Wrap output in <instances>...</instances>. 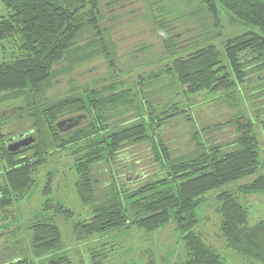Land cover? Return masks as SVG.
Wrapping results in <instances>:
<instances>
[{
  "label": "trees",
  "instance_id": "1",
  "mask_svg": "<svg viewBox=\"0 0 264 264\" xmlns=\"http://www.w3.org/2000/svg\"><path fill=\"white\" fill-rule=\"evenodd\" d=\"M188 1L214 18L216 24L224 12L242 25L244 31L225 40L222 38L220 45L210 40L198 43L192 41L191 36L190 43L178 53L176 40L169 36V31L179 25H167L165 21L155 23L153 30L163 47L172 48V51L167 64L154 79L171 78L178 94L187 101L203 95L207 101L230 100L236 106L235 95L243 89L249 88L252 94L256 90L260 92L264 88V0ZM0 2L8 11L7 16L0 17V48L12 44L18 53V58L13 61L0 60V94L4 95L0 103L21 101L32 120L28 132L34 137L33 144L20 154L10 153L0 133V164L4 163L0 173L4 178V184L0 186V213L12 203L21 202L35 185L39 168L55 152L66 149L71 151L72 169L78 178L76 193L84 204L93 202L96 183L93 172L100 165L118 164L123 159L121 169L129 166L130 159L122 152L128 145L149 141L164 172L163 178L144 182L130 191H121L114 184L105 202L93 204L90 218L76 220L62 201L55 200L49 178L41 191L44 204L40 219L28 226L35 257H40L39 264H73L62 244L54 216L73 220L72 232L76 240L114 239L134 227L153 233L172 221L184 253L179 264H224L223 258L206 245L197 232L201 225L198 219L200 207L208 192L238 182L242 184L241 181L249 178L253 179L238 184L234 192L224 191L215 196L219 204L216 210L220 217L219 230L224 247L247 261L264 264V219L250 225L248 208L240 202L248 195L264 194L263 122L259 135L256 122L240 116L233 123V141L225 145L233 146L231 151L224 152V146L214 143L205 147L200 141L199 150L192 158L172 160L158 139L157 131L177 116L183 115L186 122L192 121L177 104L153 108L149 102L145 105L142 102L140 113H147L148 121L137 120L128 126H115L116 123L111 121L114 114L106 113L120 110L116 115L125 114L135 98L143 93V78L125 89L121 86L119 90L116 85H123L124 81L115 83L113 80L110 85L95 89L92 83L76 85L71 79L74 70L100 54L107 60V70L115 71L114 52L107 47L112 43L110 39L104 41L99 26V0ZM87 28L94 32V39L78 47L76 41ZM185 29L182 35H185ZM195 43L198 44L193 45ZM62 62L68 63L67 68L54 69ZM255 72H258L257 76L252 75ZM62 73L68 76H61ZM60 78H67L70 88L54 97V92L60 88L55 82ZM104 80L100 79L98 83ZM256 83L259 85H254ZM93 84L96 86L97 82ZM261 116H264V103L255 109V119ZM78 118L83 119L84 124L64 133V122ZM130 171L124 173V186L129 184V178L138 176L137 169ZM141 176V180L146 178ZM97 257L101 260L93 264H103L101 261L108 258L106 254ZM106 261L105 264H110ZM32 263L23 258L7 264Z\"/></svg>",
  "mask_w": 264,
  "mask_h": 264
},
{
  "label": "rangeland",
  "instance_id": "2",
  "mask_svg": "<svg viewBox=\"0 0 264 264\" xmlns=\"http://www.w3.org/2000/svg\"><path fill=\"white\" fill-rule=\"evenodd\" d=\"M99 10V26L105 37L104 41L110 39L112 43V46L107 45V47H111V51L114 52L115 71L107 70V60L104 55L100 54L87 61L83 67L74 70L71 79H74L76 85L92 83L91 86L95 89L106 87L113 80L115 83L124 81L123 85H116L119 90L121 86L125 89L127 85H133L140 77L143 78V93L135 98L133 106L128 108L125 114L116 115L120 110L106 113V115L114 114L115 117H112L111 121L116 124L113 125L128 126L137 120L148 121L147 113L144 115L140 113L142 102L144 105L149 102L153 108L172 103L177 104L181 111H185L184 114L190 115L192 121L186 122L183 115L177 116L157 131L158 139L165 145L172 160L192 158L199 150L198 142L200 141L205 147L214 143V145L224 146V152L233 150V146L225 145L233 141L235 136L233 123H236L240 116L256 122L259 128L257 133L260 135V126H262L260 123L264 124V116L255 119V109L264 103V96H262L264 88L260 92L256 90L253 94L249 88L243 89L241 93L235 95L238 100L235 106L230 100L207 101L203 95L187 101L178 94V88L171 78L154 79V76L161 73V69L167 64L169 53L172 51V48L163 47L157 37V32L153 30L155 23L165 21L167 25L176 23L179 25L169 31V36L176 40L174 41L178 45L176 52L179 53L182 51L180 48L190 43L191 36H193L192 41L198 43L210 40L220 45L222 38L225 40L227 37L242 33L244 28L236 20L221 12L218 24H216L214 18L188 0H99ZM7 14V9L0 2V17H5ZM184 27H186L185 35H182ZM206 36L209 37L204 38ZM93 39L94 32L87 28L79 35L76 45L82 47ZM16 58H18V53L14 45L7 44L4 49L0 48L1 61H13ZM67 66V62H62L54 69L59 70ZM256 73L258 72L252 75L257 76ZM61 76H68V74L62 73ZM103 78L105 80L98 83ZM94 82H97L96 86ZM259 83L254 85L258 86ZM55 84L60 88L54 92V97L62 95L70 88L67 78L57 79ZM3 96L0 94V98ZM107 108L110 107L107 106ZM75 121L64 122L63 132H72L84 124L83 119L78 118ZM31 124L32 120L28 117L21 101L10 100L0 103V133L3 135V141L16 139L12 142L14 143L20 140L21 134L32 138L33 134L28 132ZM261 141L263 142L262 137H260ZM22 150L23 148H20L17 152L20 154ZM122 152L130 159L128 160L130 161L129 166L121 169L124 167L123 159L119 160L118 164L100 165L93 172V181L96 182L93 186V202L87 204L82 203L76 193L78 178L72 169L71 151L66 149L51 155L47 162L39 168L35 185L29 194L21 202L12 203L10 208L0 213V264L23 258L33 262L32 264H39L40 257H35L28 226L32 221L40 219L44 204L41 191L49 178L55 200L62 201L63 205L74 213L73 219L76 220L90 218L93 204L98 205L105 202L114 184L121 191H130L140 187L144 182L164 177L161 164L157 161L156 153L149 141L128 145ZM261 157L262 173H264V150H262ZM3 164V162L0 164V173L3 170ZM134 169L138 170L137 178H129V184L124 186L125 171L127 173ZM141 175L146 178L141 180ZM251 180L249 178L241 182L245 184ZM239 183L221 187L204 196V202L200 207L201 214L198 216L201 225L197 232L200 233L206 245L223 258L224 264H256L224 247V240L219 230L220 217L216 212L219 204L215 196L224 191L234 192L239 185H242ZM3 184L4 178L0 174V186ZM240 202L248 208L250 225L264 219V194L248 195L241 198ZM49 214L51 215V210ZM53 221L61 232L62 244L73 264H93L101 260L97 256L104 254L108 257L107 261H104L110 264H148L150 261L153 264H179L184 258L180 236L175 231L172 221L166 227L153 233H147L134 227L121 232V235L114 239L87 240H76L72 232L73 220L54 216ZM104 261L101 262L105 264Z\"/></svg>",
  "mask_w": 264,
  "mask_h": 264
},
{
  "label": "water",
  "instance_id": "3",
  "mask_svg": "<svg viewBox=\"0 0 264 264\" xmlns=\"http://www.w3.org/2000/svg\"><path fill=\"white\" fill-rule=\"evenodd\" d=\"M14 140L15 139H10L6 141V144H11ZM33 142H34L33 138L26 137V138H22L19 141L12 143L6 148L10 153H14V152H17L20 148H23V149L28 148L31 144H33Z\"/></svg>",
  "mask_w": 264,
  "mask_h": 264
},
{
  "label": "flooded vegetation",
  "instance_id": "4",
  "mask_svg": "<svg viewBox=\"0 0 264 264\" xmlns=\"http://www.w3.org/2000/svg\"><path fill=\"white\" fill-rule=\"evenodd\" d=\"M64 126L62 125V128H63ZM22 138H26V136L24 135H21V138L20 139H22ZM16 140V139H15ZM9 145H11V144H7V146H9Z\"/></svg>",
  "mask_w": 264,
  "mask_h": 264
}]
</instances>
